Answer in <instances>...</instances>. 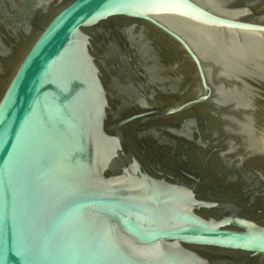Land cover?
<instances>
[{"label": "water", "instance_id": "95a60500", "mask_svg": "<svg viewBox=\"0 0 264 264\" xmlns=\"http://www.w3.org/2000/svg\"><path fill=\"white\" fill-rule=\"evenodd\" d=\"M0 264H264V0H0Z\"/></svg>", "mask_w": 264, "mask_h": 264}]
</instances>
